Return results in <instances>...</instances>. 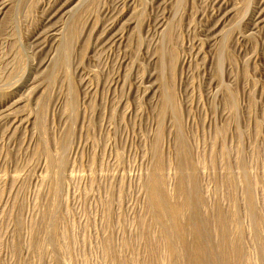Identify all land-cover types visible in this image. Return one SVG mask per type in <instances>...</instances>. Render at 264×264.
Returning <instances> with one entry per match:
<instances>
[{"label": "rangeland", "instance_id": "1", "mask_svg": "<svg viewBox=\"0 0 264 264\" xmlns=\"http://www.w3.org/2000/svg\"><path fill=\"white\" fill-rule=\"evenodd\" d=\"M0 264H264V0H0Z\"/></svg>", "mask_w": 264, "mask_h": 264}, {"label": "bare ground", "instance_id": "2", "mask_svg": "<svg viewBox=\"0 0 264 264\" xmlns=\"http://www.w3.org/2000/svg\"><path fill=\"white\" fill-rule=\"evenodd\" d=\"M175 208H173V211H174V215L176 216L177 215V213H178V211L177 210H174Z\"/></svg>", "mask_w": 264, "mask_h": 264}]
</instances>
